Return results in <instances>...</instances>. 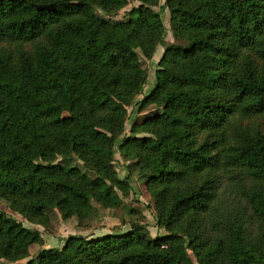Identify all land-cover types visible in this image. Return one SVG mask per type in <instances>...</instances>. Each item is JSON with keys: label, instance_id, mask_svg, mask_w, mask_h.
<instances>
[{"label": "trees", "instance_id": "trees-1", "mask_svg": "<svg viewBox=\"0 0 264 264\" xmlns=\"http://www.w3.org/2000/svg\"><path fill=\"white\" fill-rule=\"evenodd\" d=\"M131 1L0 0V199L31 224L54 209L82 222L128 195L118 151L166 234L71 235L30 258L39 232L0 211V264H264V0H164L185 46L166 45L158 0L110 19ZM159 46L135 102L134 49ZM149 106L122 139V109Z\"/></svg>", "mask_w": 264, "mask_h": 264}, {"label": "rangeland", "instance_id": "rangeland-1", "mask_svg": "<svg viewBox=\"0 0 264 264\" xmlns=\"http://www.w3.org/2000/svg\"><path fill=\"white\" fill-rule=\"evenodd\" d=\"M163 4L164 0H158V3L153 7V9L160 13L163 20L164 40L166 45L185 46L186 43L178 41L173 37L169 26V12L166 9H160L163 7ZM138 5L139 2L137 0H133L131 1L130 6L121 10L117 16L110 19L116 22H125L130 18L128 16V11ZM95 12L100 16H105L97 8H95ZM134 51L138 56L142 69H144L147 74V81L142 91L135 95L134 100L137 102L140 101L142 97L146 96L155 84V69L159 61V57L162 54L163 47L159 46L156 49V52L151 60L146 58L139 48H135ZM151 111H153L151 106L140 111L137 110L136 107H126L125 109H122V114L124 115L126 121L125 130L121 138L123 139L128 137L132 129H134V123L140 121V119L146 115L151 114ZM134 163L135 161L133 159L124 160L117 151L114 163L116 175L120 179L128 176L131 189L125 198H123L119 192L113 193V199L116 203V207L114 208L105 209L100 207L98 204L93 203L92 212L82 222H78L76 217L63 220L59 210L54 209L47 212L46 216L48 222L45 226L31 224L24 221L20 215L13 213L9 209L8 204L1 199L0 211H3L7 216L12 217L17 221L22 222L26 228L39 232L38 242L30 247V258H34L41 249H48L52 247L60 248V242L71 235L95 237L98 234L99 236H102L109 234L115 229L120 230L121 232H126L130 230L132 225H146L148 233L151 237L155 234L165 235L166 232L164 229H160L155 226L156 213L154 203L145 191L143 180L139 178V170ZM73 165H79V162L72 160L71 162L65 163V166ZM24 262L25 261L23 260L15 264Z\"/></svg>", "mask_w": 264, "mask_h": 264}, {"label": "water", "instance_id": "water-1", "mask_svg": "<svg viewBox=\"0 0 264 264\" xmlns=\"http://www.w3.org/2000/svg\"><path fill=\"white\" fill-rule=\"evenodd\" d=\"M38 9H45V10L51 11L54 9V6L53 5H42V6H39Z\"/></svg>", "mask_w": 264, "mask_h": 264}, {"label": "crops", "instance_id": "crops-1", "mask_svg": "<svg viewBox=\"0 0 264 264\" xmlns=\"http://www.w3.org/2000/svg\"><path fill=\"white\" fill-rule=\"evenodd\" d=\"M96 236H99V235L97 234ZM96 236H95V237H96Z\"/></svg>", "mask_w": 264, "mask_h": 264}]
</instances>
